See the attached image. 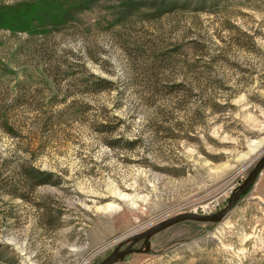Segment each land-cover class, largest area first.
<instances>
[{
	"label": "rangeland",
	"instance_id": "1",
	"mask_svg": "<svg viewBox=\"0 0 264 264\" xmlns=\"http://www.w3.org/2000/svg\"><path fill=\"white\" fill-rule=\"evenodd\" d=\"M1 15L0 264L99 263L221 210L264 156V0H0ZM115 264H264V169L222 223L181 222Z\"/></svg>",
	"mask_w": 264,
	"mask_h": 264
},
{
	"label": "water",
	"instance_id": "2",
	"mask_svg": "<svg viewBox=\"0 0 264 264\" xmlns=\"http://www.w3.org/2000/svg\"><path fill=\"white\" fill-rule=\"evenodd\" d=\"M264 169V156L256 163L254 168L248 174L242 184L236 188L230 195L227 205L213 214H195L183 213L172 218L159 222L145 231L132 234L121 240L113 251L101 262L96 264H115L122 261L129 254L148 253L151 239L164 230L179 224L181 222H195L206 224H219L225 221L241 197L245 196L256 182L259 174ZM141 242L140 248H134L137 243ZM126 246L121 250L122 247Z\"/></svg>",
	"mask_w": 264,
	"mask_h": 264
},
{
	"label": "trees",
	"instance_id": "3",
	"mask_svg": "<svg viewBox=\"0 0 264 264\" xmlns=\"http://www.w3.org/2000/svg\"><path fill=\"white\" fill-rule=\"evenodd\" d=\"M49 12V10H48ZM11 26H15L14 24L11 23V20H6L5 17L3 15L0 16V28H11ZM13 30H15V28H13ZM16 30H22V27L16 29ZM31 173L34 175L33 178H37L38 176L42 177L40 179L39 182H37L36 184H34L33 187L35 186H40V185H45V184H50V180L49 177H51V174L49 173H45V172H41L33 167H31Z\"/></svg>",
	"mask_w": 264,
	"mask_h": 264
},
{
	"label": "flooded vegetation",
	"instance_id": "4",
	"mask_svg": "<svg viewBox=\"0 0 264 264\" xmlns=\"http://www.w3.org/2000/svg\"><path fill=\"white\" fill-rule=\"evenodd\" d=\"M125 247H126V246L122 247L121 250L124 249Z\"/></svg>",
	"mask_w": 264,
	"mask_h": 264
}]
</instances>
